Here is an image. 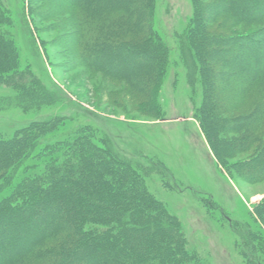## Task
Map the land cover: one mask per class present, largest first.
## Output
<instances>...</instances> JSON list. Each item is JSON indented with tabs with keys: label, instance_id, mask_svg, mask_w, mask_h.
Instances as JSON below:
<instances>
[{
	"label": "rangeland",
	"instance_id": "rangeland-1",
	"mask_svg": "<svg viewBox=\"0 0 264 264\" xmlns=\"http://www.w3.org/2000/svg\"><path fill=\"white\" fill-rule=\"evenodd\" d=\"M142 1L116 3L126 5L125 12L135 13ZM246 2L152 0L153 28L168 50L158 79V61L142 45L133 47L136 54L128 59L132 67L117 66L115 74L90 69L89 59L78 55L75 17L68 0H0V39L14 52L13 65H0V161L11 151L3 146L12 149L11 141L27 136L31 123L55 118V130L41 136L32 130L40 136L34 153L78 129L90 132L100 148L109 140L114 151L138 166L146 191L159 205L149 210L166 212L176 227L164 212L132 226L146 227L141 231L152 233L154 246L156 240L166 239L178 264H264V221L254 215L255 207H264V170L250 168V161L261 154L264 158L260 152L264 139L256 142L249 130L260 121L245 119L264 97V83L247 88L241 80L254 73L259 57L264 66V11L248 14ZM193 21L201 43L192 36L186 49L182 37L194 27ZM234 49L246 55L236 65L246 62L248 67L227 66ZM18 73L20 82L10 87L2 84ZM249 79L255 81V77ZM42 87L81 102L88 115L65 105L64 98L48 96ZM203 107L215 117L210 142L195 116ZM260 128L264 138V123ZM215 146L230 174L219 166ZM44 166L28 159L10 185L0 180V186L9 185L0 199Z\"/></svg>",
	"mask_w": 264,
	"mask_h": 264
},
{
	"label": "trees",
	"instance_id": "trees-1",
	"mask_svg": "<svg viewBox=\"0 0 264 264\" xmlns=\"http://www.w3.org/2000/svg\"><path fill=\"white\" fill-rule=\"evenodd\" d=\"M119 1L129 5L134 0ZM252 1L245 3L246 13L253 14L260 9L264 11V0H258L256 4ZM116 2L118 0H68L67 7L75 17L79 57L89 59L86 64L93 71L115 74L117 66H133L129 62L137 51L133 47L142 45L150 49L152 60L158 61L156 77L159 79L168 50L153 28V19L150 18L152 0H143L135 13L125 12L126 5ZM1 11L0 6V18ZM121 11L125 13L116 15ZM196 23L193 21L194 27L182 37L186 49L192 36L195 37L194 42L201 43V38L194 34ZM138 34L141 36H136ZM195 46L194 43L192 48ZM121 53L124 57L120 56ZM230 54L234 58L227 62V66H239L241 70L245 68L246 62L244 65L241 62L246 55L236 49ZM13 59L12 47L0 39V65H13ZM236 60L241 61L239 65H236ZM257 60L259 63L252 69L254 73L251 71L252 75L241 79L242 86L253 88L255 84L264 83V66L260 57ZM247 67L249 69L251 66ZM249 77H255V81L252 82ZM21 80L22 74L18 73L6 77L2 84L10 87ZM42 88L48 96H56L58 100L64 98L65 105L75 109V112L88 115L81 102L75 103L64 92H60V96L48 92L46 87ZM197 114L199 116H195L200 127L209 140L208 136L215 128V117L209 115L204 107ZM253 118L255 122H260L249 130L255 134V141H259L264 139L260 128L264 123V97L258 99L257 108L245 119ZM57 123L55 118L35 121L30 124L27 136L11 141L12 149L9 145L3 146L11 151L0 161V180L10 182L9 185L31 157L45 166L39 174L25 176L11 195L0 199V264H178L175 250L166 239L156 240L154 246L152 233L141 231L146 227L132 226L137 220L147 223L164 211L160 210L159 214L149 210L159 205L146 191L138 166L130 158L114 151L112 145L109 146V140L104 141L100 148L92 142L90 132L78 129L67 135L69 137L47 144L42 151L34 153L39 147L37 140L42 133L55 130ZM35 129L39 131V137L32 131ZM74 134L75 137L72 136ZM212 143H215L213 135ZM213 148L218 158L217 147ZM260 152L264 153V148ZM259 157L250 161V168L263 171L264 158ZM217 161L230 174L225 163L219 158ZM162 168L167 171L165 167ZM8 186L2 183L0 194ZM254 212L255 218L263 223L264 207H255ZM163 215L175 228L173 219L166 212ZM136 230L140 234H136ZM53 240L55 242H51ZM247 240L251 243L249 237ZM185 244L181 240L182 251L188 256L183 248ZM262 249L264 252V246ZM6 252L10 254L4 255Z\"/></svg>",
	"mask_w": 264,
	"mask_h": 264
}]
</instances>
